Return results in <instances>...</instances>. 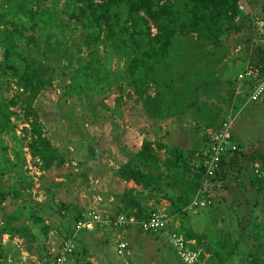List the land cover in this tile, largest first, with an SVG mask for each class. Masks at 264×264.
Listing matches in <instances>:
<instances>
[{
  "label": "rangeland",
  "instance_id": "374dc122",
  "mask_svg": "<svg viewBox=\"0 0 264 264\" xmlns=\"http://www.w3.org/2000/svg\"><path fill=\"white\" fill-rule=\"evenodd\" d=\"M262 3L263 0H239L240 10L253 15L252 22L242 33L224 37L225 45L214 53L220 61L213 72H207L217 78L216 91L207 96L202 93L203 88L199 89L197 101L209 98L214 106L225 108L226 121H233L234 141L243 146L247 156L264 152V109L247 104L234 114L233 103L239 100L237 90L244 85L238 81V74L254 62L258 47L264 48ZM42 6L52 9L59 24L48 29L51 36L36 30V44H32L31 50L25 47L27 55L51 66L48 75L52 78L51 84L40 92L33 108L44 135L64 155L65 162L49 170L42 168L41 160L34 158L29 148L33 117L25 111L24 102L12 107L17 113L11 118L14 127L0 133V170L3 172L0 189L8 195L0 206V225L2 216L22 211L20 220L14 224L25 223L28 233L34 237L0 236L7 252L4 264H52L63 240H71L74 246L71 264L87 261L93 264H212V261L257 264L258 249L263 250L261 258H264V191L252 184L251 172L256 173L258 169L259 177L264 176L262 164L253 165L247 158L241 168L228 169L217 183L204 180L198 192L210 199V203L195 206L194 198L182 213H175L170 202L171 197L179 194L176 187L169 186L171 177H167V186L161 192H150L119 178L115 170L141 149L144 140L204 151L212 130L205 129L196 119L195 106L190 110L171 106L165 117H149L127 71L123 52L114 50L104 37L86 47L85 31L72 11L66 9V0L44 1ZM31 7L36 9L34 5ZM48 38L53 50L45 58ZM183 57L191 60V75L185 77L183 65L179 66L175 87H181L182 82L194 75L196 79H203L206 72H196L197 68H208L202 53H185ZM10 82L13 88L5 89L0 79V98L4 93H22L12 79ZM148 94H155L154 84L148 88ZM157 152L160 168L165 173L163 162L170 153L165 149ZM198 156L190 158L193 165L199 163ZM72 161L78 163L76 167ZM128 189L136 191L141 204L152 210L151 214L168 217L169 227L164 232L143 233L137 224L126 228L115 225L119 216L130 217L118 211L121 197ZM68 204L83 214L97 210L104 222L92 232L66 236L77 213L73 210L64 218ZM172 231L184 236L187 232L196 235L195 239L185 240L191 253L183 256L173 245L168 239ZM121 238L130 246L131 256L126 259L116 251Z\"/></svg>",
  "mask_w": 264,
  "mask_h": 264
},
{
  "label": "trees",
  "instance_id": "16d2710c",
  "mask_svg": "<svg viewBox=\"0 0 264 264\" xmlns=\"http://www.w3.org/2000/svg\"><path fill=\"white\" fill-rule=\"evenodd\" d=\"M11 1L13 0L0 3V12L3 14L0 18V79L5 89L13 88L10 82L12 79L23 91L14 95L4 93L0 98V133L13 129L11 118L17 116V113L11 108L24 102L25 111L33 117L32 142L29 144L31 155L41 160L44 170H49L55 164L62 165L65 157L44 135L33 103L40 92L51 84L52 78L48 76L51 66L27 55L25 47L31 50L32 44H36L34 38L36 30L51 36L48 29L53 28L54 24H59L58 16L53 14L51 8L44 9L42 6L44 1L49 0H23L18 3ZM31 5L36 6V9ZM262 8L264 11V0ZM66 9L71 10L72 16H75L82 25L85 31L83 42L86 47L90 48L104 37L114 50L123 52L127 60V71L133 78L136 93L143 99L149 117L163 118L171 106L182 107L185 110L195 106L193 112L196 119L205 129L218 131L222 127L228 117L224 113L225 108L214 106L209 98L197 102L198 93L201 88L202 93L207 96L215 93L217 78L207 74L210 70L213 72L215 65L220 61L217 53L218 57L214 55L215 50L225 45L226 35L242 33L252 22L253 15L249 11L240 10L239 0H66ZM152 28H155L156 32H153ZM29 31H32V34H26ZM47 44L49 47L45 51V58H49L53 50L50 38L47 39ZM190 52L202 53V59L206 61L208 68L203 67L205 70L197 68L196 72L206 74L203 79H196L195 75L192 79L188 77L182 82L181 87L179 85L175 87L174 79L179 66L183 65L185 77L191 75V60L183 57L185 53ZM253 61L252 65L258 67L260 74L264 75L263 47H258ZM152 84L155 86L153 95L148 94V88ZM233 93L232 90V95ZM247 104L255 103H247V98L239 95V100L233 103L234 114L239 113ZM206 143L208 149L210 138ZM237 145L239 150L228 152L223 157L221 169L209 179L211 182L217 183L230 168L235 166L241 168L242 161L247 158L251 159L253 165L260 162L261 167H264L263 151L247 156L243 146ZM161 149L170 153L163 162L167 170L165 173L160 168L161 160L157 152ZM206 151L168 147L164 143H153L146 139L139 151L119 165L115 175L124 181H132L150 192L163 191L167 186V177H171L169 186L176 187L179 194L171 197L170 202L175 213H182L203 187L205 170L202 162ZM196 154L199 155L200 161L193 165L190 158ZM258 171L257 169L256 173L251 172V182L258 186L260 191H264V176L259 177ZM2 173L0 170V174ZM7 196V193L0 189V206ZM65 210L62 215L64 218L69 217L73 210H77L73 217L75 223L82 218L83 212L76 206L68 204ZM118 211L127 216L134 215L138 220H145L152 213V210H147L141 204L134 189H128L123 193ZM21 215L22 211L2 216L0 236L9 234L11 238L15 236L24 238L27 235L34 237L31 232L28 233L25 223L14 224L20 220ZM74 225L66 230V236L73 235ZM184 238L190 241L195 239L196 235L187 232ZM190 247L195 249L191 245ZM258 251L257 264H263L264 258H261L263 250ZM6 261V248L1 241L0 264ZM85 264L93 263L87 261ZM212 264L221 263L212 261Z\"/></svg>",
  "mask_w": 264,
  "mask_h": 264
},
{
  "label": "built area",
  "instance_id": "2783aa9c",
  "mask_svg": "<svg viewBox=\"0 0 264 264\" xmlns=\"http://www.w3.org/2000/svg\"><path fill=\"white\" fill-rule=\"evenodd\" d=\"M237 79L239 82H244L243 87L237 90V94L245 96L247 103H255L264 109V75L260 74V69L252 64L247 65L238 74ZM232 122V120L225 121L220 130L210 132L209 148L205 152V158L202 162L205 170V180L212 178L221 169L223 157L228 152L239 150L238 145L234 141ZM71 163L73 167H76L78 164L75 161ZM208 203H210V199L199 192L193 202L195 206L201 207L206 206ZM101 222H104V220L99 211H89L83 214L82 218L75 223L74 233L76 235L80 231H91ZM135 224L139 226L143 233H161L169 227V219L166 215L153 213L149 218L140 221L134 216L126 217L123 215L115 220V225L118 227L126 228ZM168 239L183 256L186 253H191L182 234L172 231L168 234ZM61 245L62 248L55 254L52 264H71V255L74 247L71 240H63ZM116 251L124 259L131 256L129 243L123 238L118 241ZM193 255L196 254L193 253Z\"/></svg>",
  "mask_w": 264,
  "mask_h": 264
},
{
  "label": "crops",
  "instance_id": "0c3cea01",
  "mask_svg": "<svg viewBox=\"0 0 264 264\" xmlns=\"http://www.w3.org/2000/svg\"><path fill=\"white\" fill-rule=\"evenodd\" d=\"M82 216H83V214H82ZM98 229V225L96 226V228L95 229H93V230H91V231H89V230H85V231H89V232H92V231H94V230H97ZM140 229V228H139ZM122 237H123V235H122ZM124 238V237H123Z\"/></svg>",
  "mask_w": 264,
  "mask_h": 264
},
{
  "label": "water",
  "instance_id": "95a60500",
  "mask_svg": "<svg viewBox=\"0 0 264 264\" xmlns=\"http://www.w3.org/2000/svg\"><path fill=\"white\" fill-rule=\"evenodd\" d=\"M2 240H1V238H0V242H1Z\"/></svg>",
  "mask_w": 264,
  "mask_h": 264
},
{
  "label": "flooded vegetation",
  "instance_id": "af4514ba",
  "mask_svg": "<svg viewBox=\"0 0 264 264\" xmlns=\"http://www.w3.org/2000/svg\"><path fill=\"white\" fill-rule=\"evenodd\" d=\"M263 264H264V260H263Z\"/></svg>",
  "mask_w": 264,
  "mask_h": 264
}]
</instances>
